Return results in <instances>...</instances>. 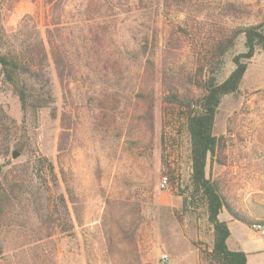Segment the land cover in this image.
<instances>
[{
	"label": "rangeland",
	"instance_id": "rangeland-1",
	"mask_svg": "<svg viewBox=\"0 0 264 264\" xmlns=\"http://www.w3.org/2000/svg\"><path fill=\"white\" fill-rule=\"evenodd\" d=\"M13 1L0 0L6 33L13 35L28 16L27 21L36 23L43 35L48 17L44 0H18L12 5ZM66 1V12L73 10L74 19H80L77 8L83 9L81 0ZM93 1V18L114 19L105 33L106 48L118 56L123 79L118 86L108 83L107 93L118 102L107 112L104 125L96 128L85 119L79 121L73 147L61 160L77 198L81 225L68 202L60 174L57 172L53 180L41 170L39 176L44 180L36 177L35 161L41 157L58 171L62 101L51 61L48 73L54 102L35 117L24 115L0 76V181L20 186L27 193L39 187L44 211L48 205L50 210L63 212L58 198L67 199L66 221L73 228L62 232L55 223L51 240L57 264H127L124 246L116 241L122 227L134 236L144 263L161 264L160 257L165 255L166 264H207L203 253L212 248V227L201 201L190 196L187 130L181 112L163 102L166 90L157 71L165 65L174 73L195 75L198 54L204 53L201 46L209 39V31L235 23L223 17V5L239 4L255 13L264 11V0H172L167 7L164 0H129L126 5L122 2L115 6L113 13L103 0ZM66 19L74 20L68 13ZM244 43L240 35L216 66L204 70L201 80L221 83L234 68L232 58L246 52ZM148 57L155 60L156 72L143 78L142 85L153 89L156 121L153 134L147 133L138 141L137 127L130 124L125 79L137 73L142 76ZM141 76H134L132 82H138ZM82 92L84 87L78 91ZM213 135H228L226 165L208 161L206 177L222 180L245 215L264 220V50H257L247 61L238 91L220 99ZM13 153L17 154L15 158ZM162 178L168 182L165 189L159 187ZM20 205H16L14 218L6 221L0 232L8 254L28 252L29 228L38 221L37 217L28 218ZM222 216L229 215L223 210L218 218ZM243 236V241L248 242L250 235ZM261 243L264 236L254 235L251 244Z\"/></svg>",
	"mask_w": 264,
	"mask_h": 264
},
{
	"label": "trees",
	"instance_id": "trees-1",
	"mask_svg": "<svg viewBox=\"0 0 264 264\" xmlns=\"http://www.w3.org/2000/svg\"><path fill=\"white\" fill-rule=\"evenodd\" d=\"M17 1L14 0L12 5ZM170 1L172 0H164V6L167 7ZM81 2L83 9L77 8L80 19H74L73 10L66 12V0H44L48 7V17L43 35L36 23L32 20L27 21L28 16L13 35H8L2 24L0 9L1 81L15 95L24 115L35 117L40 110L53 104L48 73L49 61L53 66L62 101L56 155L58 171L50 161L41 157L35 161L36 177L44 180L39 176L41 170L53 180H56L57 172L60 174L68 202L73 207L79 225L81 219L76 204L77 198L67 180V172L61 160L73 147L75 125L79 121L85 119L96 128L104 125L107 112L114 109L118 102L113 95L107 93L108 83L118 86L123 79L119 74L122 65L118 56L106 48L105 33L114 19L105 21L93 18L94 1ZM103 2L109 12L113 13L115 6H121L122 2L126 5L129 0ZM221 11L223 17H229L235 20V23L211 27L209 39L201 46L204 53L198 54V70L195 75L174 73L165 65H161L157 74L159 82L166 90L163 102L181 112L187 130L190 196L201 201L207 223L212 227V248L209 252L203 253L207 264H246L245 253L228 249L226 241L230 231L227 223L220 221L218 216L225 210L232 220L249 228L264 227V220H256L241 212L225 183L219 178L206 177V166L208 161L211 164L226 165L228 135L219 137L213 135L214 118L220 99L238 91L246 72L247 61L257 50H264V11L254 13L231 2H226ZM67 13L71 14L73 21L66 19ZM240 35L244 36L246 52L232 58L234 68L229 75L219 84L201 80L204 70L216 66ZM156 67L155 60L148 57L144 62L142 76L137 73L131 77L126 76L125 79V91L130 96L129 102L127 101L128 107L130 106V124L137 127L138 141H141L143 135L147 133L152 135L154 131L157 103L152 87L143 86L142 81L143 78L153 76ZM134 76L135 79L140 76L141 78L133 83ZM82 87L85 92L79 94L78 91ZM197 90L200 94L196 93ZM2 126L3 123H0V127ZM228 134L232 135L233 132L228 131ZM27 192L20 186H9L0 181V232L6 221L14 218L16 205L22 204L20 206L28 218H38V221L29 228L28 244L31 247L27 253L22 250L8 254L0 240V264H57L55 247L51 240L55 223L58 222L57 225L61 227L62 232H68L73 228L66 221L69 217L67 199L64 196L58 198L63 212L55 208L50 210L48 205L44 211L41 199L43 191L38 187L33 192ZM116 241L124 246V251L128 255L127 264H148L141 260L134 236L128 234L126 228H121ZM110 244L114 245V241L110 240Z\"/></svg>",
	"mask_w": 264,
	"mask_h": 264
},
{
	"label": "crops",
	"instance_id": "crops-1",
	"mask_svg": "<svg viewBox=\"0 0 264 264\" xmlns=\"http://www.w3.org/2000/svg\"><path fill=\"white\" fill-rule=\"evenodd\" d=\"M219 220L226 222L228 225L230 236L226 244L230 251L245 253L246 264H264V243L258 245L251 244L254 235L264 236V233L262 235L254 233L251 228L232 220L230 216H222ZM244 234L250 235L248 242L243 241Z\"/></svg>",
	"mask_w": 264,
	"mask_h": 264
},
{
	"label": "built area",
	"instance_id": "built-area-1",
	"mask_svg": "<svg viewBox=\"0 0 264 264\" xmlns=\"http://www.w3.org/2000/svg\"><path fill=\"white\" fill-rule=\"evenodd\" d=\"M167 179L166 178H162L159 182V187L162 189H165L167 187ZM251 229L253 230L254 233H258L260 235H262L264 233V227H260V226H253L251 227ZM168 261L167 256L163 255L160 257V263L161 264H166Z\"/></svg>",
	"mask_w": 264,
	"mask_h": 264
},
{
	"label": "water",
	"instance_id": "water-1",
	"mask_svg": "<svg viewBox=\"0 0 264 264\" xmlns=\"http://www.w3.org/2000/svg\"><path fill=\"white\" fill-rule=\"evenodd\" d=\"M16 156H17V154H16V153H13V154H12V157H13V158H15Z\"/></svg>",
	"mask_w": 264,
	"mask_h": 264
}]
</instances>
